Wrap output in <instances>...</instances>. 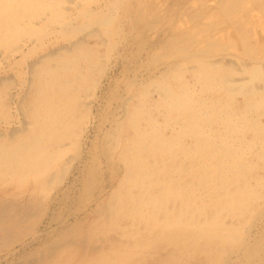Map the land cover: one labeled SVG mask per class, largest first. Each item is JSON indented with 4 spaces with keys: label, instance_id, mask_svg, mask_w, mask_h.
<instances>
[{
    "label": "rangeland",
    "instance_id": "374dc122",
    "mask_svg": "<svg viewBox=\"0 0 264 264\" xmlns=\"http://www.w3.org/2000/svg\"><path fill=\"white\" fill-rule=\"evenodd\" d=\"M111 2L112 0H0V134H4L6 129L12 130L16 127L24 132L22 125L29 129L34 127V117L32 115L29 117L30 114L25 111L21 113L34 94L33 96H37L36 99L39 100L36 109L39 121L47 126V131L53 132V138L54 129L56 136L62 134L64 137L61 148L54 145V141H44L42 146L46 161L42 164L40 162L37 166L32 164L25 175L0 174V204L13 206L15 212L20 208L28 211L30 215L29 219L15 225L11 242L0 238V264H153V262L159 264L158 260L164 261L168 258L167 254L171 256L173 252L176 254L177 248H174L176 242L171 239L172 237L167 240L161 236V229L157 228L155 233H150L149 223L146 224L149 230L143 233L144 231L138 230L141 226L138 220L130 219L123 213L122 198L117 197L114 191L124 174L131 175L132 168H128L126 172L120 170L116 177L107 168V162L109 166L111 162L117 164L121 157L137 158V154L131 149L132 138L136 137V134L128 126V119L124 115L127 109H132L138 101L137 97H132L133 95L142 96L144 104H151L154 99L158 100V95L163 94L160 92L162 81L170 82L169 72H166L168 68L176 69L171 80L176 81L180 78L185 85H181L183 86L181 88L178 84V89L172 88L173 84L165 86L173 94L175 91L181 92L183 99L188 103L185 104V108L191 110L198 100H211L217 95L225 108L232 107V116L234 119L237 118L232 124L238 125L243 134L235 136L232 141L240 151L239 157L253 163L246 164L247 174L251 173L252 176L248 190L252 199L246 206L238 209L236 215L233 217L227 215L223 219L224 223H235L233 225L236 240L225 247L224 251L216 249L215 260L217 264H221L226 258L227 264H264V188L261 187H264V94H262L264 90H261V80L247 81L250 74L248 70L243 69L244 65L246 66L245 62L251 65L254 60L264 68V0H121V3H118L120 11L114 9L109 13L105 8ZM88 8L92 11L88 12ZM2 9L5 10L3 16ZM103 10L112 16L100 13ZM192 13L198 17L190 19ZM97 18L99 22L96 23ZM111 22L117 26L116 29L109 30ZM80 23L84 24L78 26ZM63 24L68 26L64 27ZM75 27L78 29L73 33ZM242 39L246 40L245 50ZM169 40H172V43H166ZM151 43L157 45L153 46ZM163 44L166 49L160 47ZM77 47L82 50L80 59L75 56L76 62L80 63L78 70L89 80V84L95 83L97 86L94 85L90 94L85 93V88L79 91V99L82 102L80 101L77 109L80 120L78 130L81 133L78 132L79 135L77 134L74 141H69L66 134L68 135L70 129L63 130L54 125V119L58 117L56 114L58 107L55 104L60 101L61 94L65 91H61L63 93H54V90H45L43 93L34 91L33 87L37 86L38 82L33 73L40 66L46 65V68L51 69L48 82L53 81L60 68V62L56 60L58 54L72 56ZM167 49L170 52H167ZM87 50H90V53ZM153 53L156 57H151ZM86 55L90 57L88 60ZM170 60L173 61L171 64ZM205 67L207 71L216 68L217 72L223 73L224 76H218L217 79L212 76L207 80L199 74ZM195 81L198 82L196 85ZM248 88L251 93L247 94L245 91ZM143 91L149 95H144ZM259 91L262 93L257 95ZM249 98L255 99L247 105L243 101H249ZM172 101L175 103L174 97ZM217 104L213 106L210 104L213 117L222 114L217 112L219 106ZM167 105L161 107L160 111L164 114L165 111L174 112L177 108L176 103L168 107ZM201 106L205 107L200 103ZM152 117L155 126L159 127V123L164 119L162 113L158 115V112L152 111ZM169 125L170 123L163 128L165 134H170L173 127L178 131L177 122ZM228 125L230 127V124ZM219 129L221 130L220 125ZM116 134H119L120 138H117ZM112 137H115V140ZM101 139H105L103 141L107 143L108 160L106 165L101 161L100 167L103 170L96 179L97 187L85 196V189L78 178L79 175L81 177L82 170L86 171L92 167V162L95 161L94 152L96 154L98 151L97 144ZM76 152L79 157L74 159ZM168 158L170 162L175 163L173 166H179L183 162L177 153L169 155ZM40 185L44 188L42 189ZM128 201H125V205ZM135 213L134 211L132 216H137ZM149 215L153 216L155 213L149 212L147 216ZM102 218L105 222L100 223ZM177 226L178 224H174L172 227ZM133 231L136 233L132 234ZM136 237H141L142 243H134ZM64 238L69 240L66 244L62 243L59 248H48L46 253V243L53 240L59 243L64 241ZM164 241L168 244L162 245ZM248 245L254 251L248 252L246 249ZM197 247L195 249L199 251V244ZM42 259L46 261L43 262ZM188 259L191 262L189 260L184 264H195L196 259L207 260V257L202 253L193 252ZM172 260L176 264H181Z\"/></svg>",
    "mask_w": 264,
    "mask_h": 264
},
{
    "label": "bare ground",
    "instance_id": "6f19581e",
    "mask_svg": "<svg viewBox=\"0 0 264 264\" xmlns=\"http://www.w3.org/2000/svg\"><path fill=\"white\" fill-rule=\"evenodd\" d=\"M119 2L121 3V0H112L111 3L107 4V7L105 8V10H108L109 13H110V11H112L114 9L119 10V8H118ZM148 3H150V2H148ZM148 3H146V4H148ZM129 5H131V4H129ZM6 6L4 5V7H6ZM98 8H100V7H98ZM137 8H139V7H137ZM5 9H7V8H5ZM88 10H89V8H88ZM123 10H124V8H123ZM90 11H92V9L89 10L88 12H90ZM108 11H107V13H108ZM103 12H104V10L101 11L100 13L103 14ZM107 13L104 12L105 15ZM109 13H108V15H110ZM1 14H2L1 16H3L5 14L4 9L1 10ZM88 14H90V13H88ZM111 14H112V12H111ZM193 14L194 13H192V16L190 17V19H192V20L194 18L198 17V16H194L195 14L194 15ZM110 16H112V15H110ZM89 17L91 18V16H89ZM99 18H97L96 23H97V21L99 22ZM128 18H129V16H128ZM146 18H147V16H146ZM128 20H130V19H128ZM94 22H95V20H94ZM104 22H107V21H104ZM112 22L110 24L111 26H110L109 30L110 29H112V30L116 29V27H117L115 24H112ZM68 23H69V21H68ZM73 23H75V22H73ZM87 23H89V22H87ZM119 23L121 24V19H120ZM82 24H84V23H82ZM82 24L80 23L78 26H80ZM123 24H125V23H123ZM65 25L68 26L67 24H65ZM65 25H64V27H65ZM83 27H86V26H83ZM71 28H72V26H71ZM75 28H76V30H73L72 31L73 33L77 32L78 28L77 27H75ZM79 29H82V28H79ZM129 32H130V30H129ZM40 33H42V32H40ZM40 33H38V34H40ZM64 34H66V33H64ZM90 34H92V33H90ZM119 34H121V33H119ZM126 39H124V40H126ZM134 40H135V38H134ZM138 40H140V39H138ZM242 40L244 42L243 49L245 50L246 40H244V39H242ZM127 42H129V41H127ZM139 43H140V41H139ZM166 43H172V40L171 41L169 40ZM80 44H81V42H80ZM151 44L153 46L157 45L155 43L154 44L151 43ZM151 44H150V46H151ZM122 46H123V44H122ZM164 46H165L164 44L162 46L160 45V47H162L163 49H166V47H164ZM136 47H138V46H136ZM77 48L78 49L74 52V54L72 56H70L69 54H58L56 60H58L60 62V65H59L60 68L57 70L56 74L60 71L61 72L58 75L55 74L54 80L51 82H48V78H49L48 76H49V72L51 69L46 68L45 67L46 65L45 66L39 65L40 67L37 65L39 68L36 71L33 70L34 68H32V70L35 71V73H33V71H32V73L34 74V77H35L36 81L38 82V85H37L38 87L37 86L33 87L34 91H38V92H42V93L45 90L46 91L54 90V93H59V92L63 93L61 91H65L63 94H61L62 97L59 95V98L61 97L60 101L56 102V104H55L58 107L56 110L57 113L55 112L58 117H57V119H54V125L56 127H61V129H63V130H66V128H67V131H68V129H70V131H68V135L66 134V136H68L67 138L69 141H74L77 138L78 132L81 133V131L78 130V128H79L78 126L80 125V120H79V114H78L77 107H79L81 102H82L81 99H79V95H78L79 91H81L82 89L85 88V90H84L85 93L90 94L91 89L94 87V85H96L95 83L89 84V80L86 77H84L85 75L80 70H78L77 67H79L80 63L78 64L76 62L75 56H77V59H80L82 57V54H81L82 50L80 51L79 47H77ZM171 48H172V46H171ZM87 51H89V53H90V50H87ZM91 51L93 52V50H91ZM167 52H170V50L167 49ZM123 53H125V52H123ZM152 55L153 56H151V57H156L155 53H153ZM86 58L88 60L90 57L87 56ZM168 58H169V56H168ZM155 60H156V58H155ZM41 62L42 61H40V63ZM163 62H164V64H166L165 61H163ZM172 62L173 61H171L170 64ZM245 63H246V66L244 65L245 68H243V69L248 70V72L250 74V77L247 78V81L248 80H254V79L261 80V86H262L261 90H264V68H262V66L258 64L257 60H254V62L251 65L249 62H245ZM128 66H130V65H128ZM166 70H167V68H166ZM175 70L176 69L170 70V68H168V70L166 71L167 73L169 72V80L171 83L168 82L167 80L162 81V83L160 85V87H161L160 92H162L163 94L161 95L159 93L160 95H158V100L154 99L153 103L144 104V102L142 101L143 99H141L142 96H140V97H138L136 95L132 96V97H137L138 101L135 102L132 109H127L124 117L128 119V121H127V122H129L128 126L136 134V137L132 138L133 143H132L131 149L134 152V154H137V158H131V157L130 158H125V157L119 158L118 157L119 158L118 163L116 162L117 164H112V162H111L110 166H109V162H107V168L109 170H111L114 177L117 176V173L120 170L123 169L124 172H126V170L128 168H132L133 171H131L130 176H126V174H124V176L119 179L120 181H119L117 188L114 191V194L117 197L122 198L121 204L123 205V213L125 215H127L128 218L133 219V220H138V222L140 223L141 226L139 227L138 230H142V231H144L143 233H145V231L149 230V229H147L148 227L146 228V224L149 223L150 224L149 227L151 229L150 233H155L156 228L161 229V231H160V233H162L161 236H163L167 240H170V237H172L171 239L176 242L174 244V245H176V247H174V248H177L176 254L174 252H173L172 256L170 254H167L168 258H166L162 262H159V260H158L159 264H176L175 261L173 262L172 259L180 262L181 264H184L186 262L188 263L190 260L188 258L191 257L193 252L202 253L205 257H207V260L196 259L197 261L195 262V264H217L218 262L215 260V250L217 249V251H224L225 247H228L230 243H234V240H236L235 239V235H236L235 231L236 230L234 227L235 225H233L234 222H225L224 223L223 219L227 215H231L232 217H233V215H236L238 213V211L240 210V208L241 207L243 208L244 206H246L247 203L250 201V199H252L251 198L252 195L248 191L249 187H250L249 181H250V178L252 176H251V173H249L250 175L247 174V171H248L247 165L253 164V163H252V161L250 163H248L247 161H244L243 158L239 157L238 152H240V151L238 150L237 147H235V145L232 141L235 136H237V135L239 136L240 134L243 135L241 132V129L238 127V125L232 124L235 122L234 120L237 119V118L234 119V117L232 116V112H233L232 107H226L225 108L223 106L224 104L222 105L221 98L217 95V96H215V98H213L211 100L210 99H207L205 101L201 100L202 102L200 100H198L197 103L195 102L196 103L195 107L193 106L194 108L191 110L188 107L185 108L186 107L185 104L187 102L185 101V99H183V95L181 94V92L178 91L179 93H177L175 91L173 94L170 91H168V89L165 86L168 84H173L172 88L178 89V86H177L178 84H180V86L185 85L183 81L181 82L180 78L176 81L171 80V78H173L171 76L174 74L173 72ZM201 70L202 71L199 72V74H201L200 76L205 77L207 80H209L212 76L214 77V79H217L218 76H220V77L224 76L223 73L217 72L216 68H211L209 71H207L206 67H205L204 69H201ZM28 73L31 74L30 71ZM257 74H259V76H257ZM175 75H178V73H175ZM86 79L88 80V82L86 81ZM192 79H193V77H192ZM160 80H162V77ZM207 80H205V81H207ZM196 81H195V85L198 83ZM40 83H41V85L39 86ZM42 83H44L43 87H42ZM32 84H34V83H32ZM35 85H36V83H35ZM125 85H128V84L125 83ZM125 85H123V88ZM181 88H183V86H181ZM255 88H257V87H255ZM259 88H260V86H259ZM162 89H163V91H162ZM189 89H190V87H189ZM86 91H88V92H86ZM251 91H252V88H251ZM31 92H33V91H31ZM245 92H247V94L251 93L249 88ZM113 93H115V92H113ZM113 93H112V95H113ZM143 93H144V95L145 94L149 95L148 92L143 91ZM259 93L261 94L262 92L259 91L257 93V95ZM262 94H264V92ZM9 95H11V94H9ZM33 95H31V97L29 98V100L27 102L26 108L24 110H22L21 113H24L23 111H25V113L30 114L29 117L31 115L34 117V121H33L34 127L29 129V128L23 127V125H22L24 132H21L16 127V129H12V130L6 129L4 134H0V174L25 175L26 172H28L30 170V167L32 164H33V166H37L40 162L42 164L47 159L45 157V150H43V146H42V143L44 141H48V142L54 141V145H56L58 148L62 147L61 142H62V139L64 138L61 136L62 134L56 136V134H57L55 132L56 129H54V138H53V132L47 131V129H46L47 126H44V123H41L39 121L40 120V119H38L39 114H37V112H36V109L38 108L37 106H39V104H38L39 100L36 99L37 96H33ZM41 96H43V95H41ZM12 97H14V96H12ZM173 97H174L175 103L177 105L176 110H174V108H173L174 112L165 111L166 113L164 114V112L160 111L161 107L164 106V104H168L167 107L170 104L174 105L175 103L172 101ZM23 98H25V97H23ZM255 98H253V99L249 98V101L246 100L243 102H245V104L247 103V105H249L250 103H252V100H254ZM18 99L20 100V98H18ZM45 99H47V98H45ZM200 103L202 105H204L205 107H202V106L200 107ZM216 103L219 104L217 112L222 113V114H217L218 116L213 117L211 115L212 111L210 110V104H211V106H213ZM123 105H124V103H123ZM17 108H20V107H17ZM75 109H77V110H75ZM47 111H49V110H47ZM152 111L154 113L158 112V115H159V113H162V116L164 119L161 123H159V127L155 126V124H154V117H152ZM21 113H19V114H21ZM44 115H45V113H44ZM18 120H19V118H18ZM20 121H22V120H20ZM17 122L19 123V121H17ZM28 122H29V119H28ZM175 122L178 123V126H179L178 131H176V129L173 127L171 129L172 132H170V134H168V133H167L168 135L165 134L163 132V130H164L163 128H165L164 126H166L168 123H170L169 126H171V124L175 123ZM228 124H230V127ZM219 125L221 127V130L219 129ZM19 126H21V125H19ZM0 129H1V127H0ZM122 129H125V128H122ZM73 130H75V131H73ZM105 135H107V134H105ZM118 135L119 134H116V137L120 138V136H118ZM127 137H129V136H127ZM104 138H105V136H104ZM78 139H79V136H78ZM112 139L115 140V137H112ZM103 140H105V139H101V141H99V143L97 144L98 151H96V154L94 152L95 161H94V163L92 162V167H90L86 171H85V169L82 170L81 177L79 175V178H78L79 181H81L83 184V189H85V192L83 191L85 196H88L90 194V192H92V190H94L97 187L96 179L99 177L98 175L101 172V170H103V169H101L102 167H100L102 164L101 161L102 162L104 161V164L106 165V160H108V157H107L108 156V154H107V152H108L107 147L108 146L106 145L107 143L105 144ZM116 145H118V144H116ZM237 145L238 144H236V146ZM94 148H96V147H94ZM111 148H110V150H111ZM55 149H57V148H55ZM176 150H177V152H175ZM111 151H113V150H111ZM122 151H123V149H122ZM109 153H110V151H109ZM174 153H177L178 157L180 159H183L182 164L179 166H173L175 163H172L169 161V158H168L169 155L171 156ZM77 154H78V152H76V154L74 155L75 156L74 159H77L79 157V156H77ZM165 155H168V156H165ZM156 157H162V158L157 159ZM182 157H184V158H182ZM116 158H117V156H116ZM152 158H153V160H152ZM67 162H68V160H67ZM65 163H66V161H65ZM79 169H82V168H79ZM110 177L112 179V176H110ZM40 179H42V178H40ZM47 185L49 187V184H47ZM258 185L261 186V184H258ZM42 186H41V188L43 189L44 186L43 187ZM261 187L264 188L263 186H261ZM100 188H101V186H100ZM44 190L46 191V188ZM42 196H44V195H42ZM29 198L31 199L32 196L30 195ZM38 199H40V198H38ZM127 200H129L128 204L125 205V201H127ZM109 203L112 204L111 202H109ZM36 204H38V203H36ZM9 206L10 205L7 206L4 204H0V238H4L6 241L11 242L12 241V231L14 230L15 225L22 222V221H25L26 219H29L30 215L28 214V211L21 210L18 207L17 208L19 210L16 211L17 212L16 213L14 207L13 206L9 207ZM150 206H152V207L149 209L150 210L149 211V210H147V208H149ZM21 207H22V205H21ZM134 211L136 212L135 214H137V216L139 215L138 217L135 215L132 216V213H134ZM149 212L150 213L154 212L156 216L155 215L147 216V213H149ZM109 215H112V214H109ZM103 220H104V218L101 219L100 223L105 222ZM146 220L148 222H146ZM172 223H173V225H172ZM174 224H178V226L172 227V226H174ZM26 226H27V224H26ZM175 228H177V229H175ZM26 229L28 230V227ZM246 231H247V228H246ZM134 233H136V231H133L132 234H134ZM139 233H140V231H139ZM66 237H67V235H66ZM140 238L133 240V242L134 243L136 242V244L142 243V240ZM53 239H50V240H53ZM64 239H65L64 241H60L59 243H57L54 240L46 243L47 244V246H46L47 252L46 253H48V248H50V249L51 248H59L62 243L66 244V242L69 241L67 238H64ZM59 240H60V238H59ZM1 241H3V240L1 239ZM165 241L162 243V245H164V243L168 244ZM70 243H71V241H70ZM198 244H199V251H197L195 249V248H198L197 247ZM165 248H166V246H165ZM246 249L248 252L254 251V249L251 248L249 245L247 246ZM256 250H257V248H256ZM54 252H55V250H54ZM224 255L226 256L227 253ZM257 256H259V255H257ZM48 259H49V257H48ZM42 261H43V259H42ZM45 261H43V262H45ZM190 262H191V260H190ZM153 264H154V262H153ZM221 264H227V258L224 259V261Z\"/></svg>",
    "mask_w": 264,
    "mask_h": 264
}]
</instances>
